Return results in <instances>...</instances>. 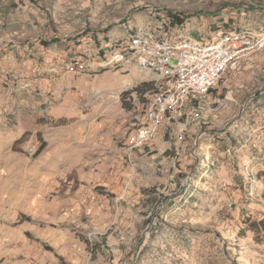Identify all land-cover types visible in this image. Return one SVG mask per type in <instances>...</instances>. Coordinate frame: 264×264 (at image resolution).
<instances>
[{"label": "rangeland", "instance_id": "374dc122", "mask_svg": "<svg viewBox=\"0 0 264 264\" xmlns=\"http://www.w3.org/2000/svg\"><path fill=\"white\" fill-rule=\"evenodd\" d=\"M165 10L193 38L264 30V0H0V264H264V50L126 148L155 82L100 52Z\"/></svg>", "mask_w": 264, "mask_h": 264}, {"label": "built area", "instance_id": "2783aa9c", "mask_svg": "<svg viewBox=\"0 0 264 264\" xmlns=\"http://www.w3.org/2000/svg\"><path fill=\"white\" fill-rule=\"evenodd\" d=\"M182 28L168 24L157 29L132 28L124 24L122 35L100 52L101 69L135 66L157 82L155 92L143 104L142 121L126 138L130 151L149 147L165 119H201V104L222 77L264 50V30H232L203 39L191 37Z\"/></svg>", "mask_w": 264, "mask_h": 264}, {"label": "trees", "instance_id": "16d2710c", "mask_svg": "<svg viewBox=\"0 0 264 264\" xmlns=\"http://www.w3.org/2000/svg\"><path fill=\"white\" fill-rule=\"evenodd\" d=\"M166 12V16L167 19L169 21V26L170 27H181L183 26L186 16H184L181 13H175V12H171V11H167ZM136 92V94L138 96H141L145 93H149V95L153 94L155 92V85L152 83H142L141 85H139L137 88H135L134 90ZM213 91L211 90L210 93H212ZM122 103H123V98H122ZM124 105V104H123ZM43 144H41V146L38 148V151H41L43 149ZM259 177L262 178L263 182H264V172H261L259 175ZM262 198L264 200V193L262 194ZM249 230L252 231L253 233H258L260 235H262V239L264 240V218L258 220V221H252L249 222ZM61 264H63L62 258H60Z\"/></svg>", "mask_w": 264, "mask_h": 264}, {"label": "crops", "instance_id": "0c3cea01", "mask_svg": "<svg viewBox=\"0 0 264 264\" xmlns=\"http://www.w3.org/2000/svg\"><path fill=\"white\" fill-rule=\"evenodd\" d=\"M131 68L136 69L138 73H140V74H142V75H144V76H149V77L155 82L154 85L157 84V82L155 81V78H153V77L151 76V74H149V73H145V72H141V71H140L137 67H135V66H132Z\"/></svg>", "mask_w": 264, "mask_h": 264}]
</instances>
